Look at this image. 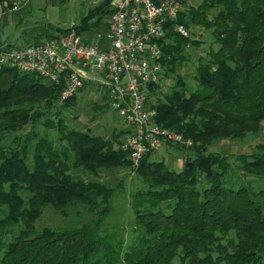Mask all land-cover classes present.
Masks as SVG:
<instances>
[{
	"label": "trees",
	"instance_id": "1",
	"mask_svg": "<svg viewBox=\"0 0 264 264\" xmlns=\"http://www.w3.org/2000/svg\"><path fill=\"white\" fill-rule=\"evenodd\" d=\"M185 4L178 21L188 29L203 27L212 41L196 65L190 94L180 79L182 88L167 101L150 102L156 121L203 148L259 130L264 0ZM89 18L71 27L82 33ZM161 42L166 73L182 65L186 43L200 44L172 29ZM63 84L14 67L0 69V264H264V142L235 161L195 145L180 169L147 153L138 168L142 185L130 195L133 238L126 243L124 227H107L114 188L70 170L131 165L129 153L69 126L62 108L75 95L61 100ZM158 85L149 88L155 92ZM67 206H84L93 217L37 226L48 207L68 215Z\"/></svg>",
	"mask_w": 264,
	"mask_h": 264
},
{
	"label": "built area",
	"instance_id": "2",
	"mask_svg": "<svg viewBox=\"0 0 264 264\" xmlns=\"http://www.w3.org/2000/svg\"><path fill=\"white\" fill-rule=\"evenodd\" d=\"M186 0H111L107 31L88 40L75 28L23 46L0 44V69L14 67L60 83L67 100L86 81H96L112 107L127 123L120 147L134 167L143 157L170 142L193 145V139L156 121L157 109L148 98L151 84L159 83L163 39L169 30L189 37L178 21ZM7 4L0 3V16ZM15 9V7H13ZM12 8V9H13ZM105 37L101 41L102 37Z\"/></svg>",
	"mask_w": 264,
	"mask_h": 264
},
{
	"label": "rangeland",
	"instance_id": "3",
	"mask_svg": "<svg viewBox=\"0 0 264 264\" xmlns=\"http://www.w3.org/2000/svg\"><path fill=\"white\" fill-rule=\"evenodd\" d=\"M202 0H187V7L198 5ZM186 10V8H185ZM218 8L209 11L212 17ZM189 38L200 41L197 45L192 42L185 44L184 55L186 59L176 70L164 72L161 76L158 88L155 92L151 90L148 93L150 102L157 104L161 101H167L174 89L182 88L179 84L183 79L186 86L185 93L188 95L196 88L194 74L196 65L200 56H205V51L212 41L210 32L199 25L189 28ZM155 89V88H154ZM73 97V96H72ZM63 101L61 102L62 105ZM62 114L65 116L67 123L71 128H76L84 132L103 137L113 142L115 149L120 147L121 139L127 130V123L122 119L118 110L112 107L108 98L104 95L102 86L96 81H86L75 96L70 100V105L62 108ZM31 127V126H29ZM121 135H118V133ZM194 141V140H193ZM264 142V121L261 123L259 130L250 131L242 138H224L214 140L206 145H200L193 142V145L187 146L183 143L170 142L162 146L159 150L153 151L151 158L162 159L169 166L180 169L188 156H193L197 149L206 152L222 153L234 160L240 153L252 152L256 150L257 144ZM128 157V156H127ZM235 161V160H234ZM138 167L131 165H115L97 167L90 169L84 166H73L70 172L85 180L102 182L114 188V198L112 204L115 206L114 211L108 218L110 231H118V227H124L126 243L132 241L133 231L130 221L133 219V210L131 208V193L142 185L138 177ZM260 184V183H258ZM264 185V183H261ZM68 215L55 211L48 207L45 213L37 221V226L43 225H66L92 219V213L84 206H67Z\"/></svg>",
	"mask_w": 264,
	"mask_h": 264
},
{
	"label": "crops",
	"instance_id": "4",
	"mask_svg": "<svg viewBox=\"0 0 264 264\" xmlns=\"http://www.w3.org/2000/svg\"><path fill=\"white\" fill-rule=\"evenodd\" d=\"M0 3L7 4L0 16V44L23 46L40 42L79 24L87 14H90L89 28L82 34L98 42L99 34L107 31L109 23V0H0ZM104 39L103 36L101 41Z\"/></svg>",
	"mask_w": 264,
	"mask_h": 264
}]
</instances>
